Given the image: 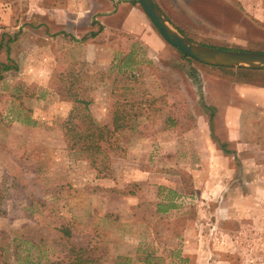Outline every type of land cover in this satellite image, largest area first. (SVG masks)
<instances>
[{
	"label": "rangeland",
	"instance_id": "374dc122",
	"mask_svg": "<svg viewBox=\"0 0 264 264\" xmlns=\"http://www.w3.org/2000/svg\"><path fill=\"white\" fill-rule=\"evenodd\" d=\"M155 2L200 44L264 52V23L239 0ZM118 3L0 0V61L6 44L14 67L0 79V264H264V107L242 103L227 143L201 97L203 76L238 79L244 67L183 57L135 0L125 10L141 12L139 29L74 30L73 15ZM70 82L117 133L94 160L66 143Z\"/></svg>",
	"mask_w": 264,
	"mask_h": 264
},
{
	"label": "crops",
	"instance_id": "0c3cea01",
	"mask_svg": "<svg viewBox=\"0 0 264 264\" xmlns=\"http://www.w3.org/2000/svg\"><path fill=\"white\" fill-rule=\"evenodd\" d=\"M90 2H97V0H90ZM243 8H247L250 14L258 18L260 22L264 23V0H239ZM99 5V4H97ZM103 5V4H102ZM101 6V5H100ZM81 14V13H79ZM87 18L86 23L77 20L80 16ZM81 15H73L75 20V31L80 29H92L93 23H99L105 27L112 29H119L125 32V29H139V26L133 23L134 17L139 16L141 12L136 6L130 5L125 10V0H119L114 11H104L97 6L93 9H85ZM60 16V11L58 12ZM92 15H95L92 17ZM82 20V19H80ZM63 26L65 24L63 23ZM59 32L66 31L65 27H58ZM49 34L55 31L54 29H44ZM43 30V32H45ZM209 66V68L218 69L217 66ZM233 69V67H227ZM239 73L238 79H222L217 76L215 78L202 77L201 97L206 105H211L215 109V117L220 118L221 123L216 126V130H222L224 140L228 142H235L239 138V118L241 114L242 103H249L257 107H264V69H242ZM249 76H255L256 80H248ZM247 77V78H245ZM217 134V133H216ZM209 144L210 139H207ZM212 145V144H211ZM213 152L210 155L214 157L213 161H220L224 156L220 150H217L212 145Z\"/></svg>",
	"mask_w": 264,
	"mask_h": 264
},
{
	"label": "water",
	"instance_id": "95a60500",
	"mask_svg": "<svg viewBox=\"0 0 264 264\" xmlns=\"http://www.w3.org/2000/svg\"><path fill=\"white\" fill-rule=\"evenodd\" d=\"M135 1L159 36L186 57L210 66L264 69L263 51L218 48L200 44L173 27L155 0Z\"/></svg>",
	"mask_w": 264,
	"mask_h": 264
},
{
	"label": "trees",
	"instance_id": "16d2710c",
	"mask_svg": "<svg viewBox=\"0 0 264 264\" xmlns=\"http://www.w3.org/2000/svg\"><path fill=\"white\" fill-rule=\"evenodd\" d=\"M100 29H97L96 31H90L89 36L93 37L97 31ZM2 38L0 39V47L1 45ZM212 46V45H210ZM217 47V46H214ZM5 48V61H0V79L2 78V72L8 71L9 69L14 68L12 65L8 63V58H9V48L6 44H4ZM222 48V47H218ZM177 50V49H176ZM178 51V50H177ZM179 52V51H178ZM180 53V52H179ZM183 57H186L182 53H180ZM189 58V57H187ZM191 59V58H189ZM193 60V59H192ZM219 68H224L228 69L227 67H220ZM72 82L69 83L68 88L65 89V95L64 98L69 100L71 102V108L69 110L68 116L65 120V136H66V143L68 147L71 149L73 147H77L81 153L85 154V158L88 160L93 159L95 154L101 152L103 149L101 148V142H108L109 145L111 144L112 140L116 137L117 133L115 132L114 127L112 129H108L105 125H99L97 124L93 118L89 115V112L87 111V104L88 100L81 99L77 97L74 93L70 91ZM152 100V99H151ZM82 105V113L84 114L83 117L87 120L88 125L84 129L81 128V123L82 120L81 118L77 115V109L79 108L78 105ZM204 108L210 109L209 106L203 105ZM133 115V117H136L140 114H142V111L140 110H135L130 113ZM113 118H116V113L113 112L112 115ZM110 139H112L110 141ZM220 149L223 152H228L227 149L223 145H220ZM79 152V153H80ZM179 180L183 181V177L179 176ZM183 185V184H182ZM160 190L166 189L167 193H172L174 194V190L168 189L165 187H158ZM3 214V210L0 209V215ZM65 235H68L67 231H64Z\"/></svg>",
	"mask_w": 264,
	"mask_h": 264
}]
</instances>
